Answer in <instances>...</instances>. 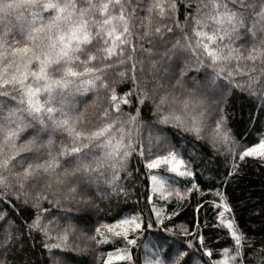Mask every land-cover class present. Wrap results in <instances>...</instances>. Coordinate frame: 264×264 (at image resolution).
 Segmentation results:
<instances>
[{
    "label": "snow or ice",
    "instance_id": "obj_1",
    "mask_svg": "<svg viewBox=\"0 0 264 264\" xmlns=\"http://www.w3.org/2000/svg\"><path fill=\"white\" fill-rule=\"evenodd\" d=\"M121 84L126 90L118 92ZM238 93L250 103L259 100L258 115L264 113V0H0V205L6 209L0 211V264H21V254L37 244L50 259L61 257L53 264H70L64 253L73 250L78 218L71 207L52 216L44 203L95 208V200L109 193L126 196L120 173L134 153L147 169L166 165L169 172L192 176L174 147L153 156L150 137L146 155L138 139L144 126L155 129L158 146L169 143V127L214 149L222 146L233 157L229 176L238 171L236 155L264 162V137L237 152L240 145L227 127L225 109ZM57 134L66 139L57 143ZM149 180L162 198L183 199L197 188L193 183L181 193L159 174ZM101 183L109 192L99 191ZM93 186L98 196L89 195ZM216 195L218 219L232 243L213 259L198 236L208 258L198 264H248L251 240L235 218H225L232 209L224 193ZM154 214L161 223L163 212ZM141 225L133 215L102 227L131 245L136 241L128 231H142ZM108 239L101 227L87 237L96 244ZM156 247L144 264H191V241L157 237ZM116 252L122 254L110 252L109 260L131 259L127 248ZM255 259L264 264V255Z\"/></svg>",
    "mask_w": 264,
    "mask_h": 264
},
{
    "label": "trees",
    "instance_id": "obj_2",
    "mask_svg": "<svg viewBox=\"0 0 264 264\" xmlns=\"http://www.w3.org/2000/svg\"><path fill=\"white\" fill-rule=\"evenodd\" d=\"M184 15L185 10L180 7L178 18L181 24L184 22ZM11 23H15L14 18ZM186 31L191 32L190 23ZM241 43L237 41L234 46L239 47ZM108 76L114 79L115 73L109 72ZM117 90L118 92L126 90V84L119 85ZM86 97L91 101L93 94L88 93ZM258 104L259 100L255 104L250 103L246 94L239 93L228 101L225 109L227 127L233 139L240 145L237 152L242 151L244 147L252 146L264 137V113L258 115L256 107ZM123 109L125 112L133 110L129 106H123ZM91 111L90 108L89 112ZM143 118L145 121L152 119L151 113L146 111ZM156 135L155 129L148 126L139 130L138 139L143 142L146 155L150 137L153 156L163 155L174 147L179 151L181 158L188 162L193 172L192 176H179L169 172L166 165H161L157 169H147L144 166L145 160L134 153L129 159L127 170L120 173L122 178L119 185L126 190V196L109 193V198L95 200V208L78 204L59 207L44 203L43 207L48 208L52 216L66 215L68 207H71L70 215L78 218L74 221L77 231L71 239L73 250L64 253L65 256L71 257L70 264H105L106 260L109 264H144L145 259L157 252V237L180 243L191 241L193 247L187 251L194 253L191 264H198L201 259L208 260L203 256V248L200 247L198 238L200 235L203 236L204 248L212 250L215 259L220 249L230 247L232 243L227 229L221 226L218 219V213L221 211V208L216 206L220 203V198L216 195L218 191L224 193L232 209L230 213H225V218H235L236 223L251 240L246 248L248 264H256L255 258L264 255L260 252L264 247V162L254 157H245L241 160L239 155H236L234 159L238 171L229 176L233 157L222 146L214 149L206 140H197L194 136L171 127L168 128L169 143L158 146ZM56 139L59 143L61 139L66 138L57 134ZM151 174H159L181 193H184L186 188H191L193 183L197 188L185 194L183 199L178 200L175 194L170 198H162L159 193L152 191L149 180ZM99 191L109 192L103 183L99 185ZM93 193L99 195L96 186L92 187L89 195ZM154 209L163 212V219L159 224L156 222ZM4 210L5 207L0 205V211ZM23 215L27 217L30 213ZM133 215L140 216L142 221V231L138 230L137 233L128 231V238L136 241L134 244L128 245L123 238L112 237L102 227L104 224H114L119 219ZM52 216L48 219H52ZM181 225L188 230V234L180 231ZM56 227L55 224L52 225L53 229ZM97 227H101L102 232L109 237L106 243L96 244L87 240L88 236L95 235ZM166 228H171L176 235L170 236ZM41 239L42 237L37 234V240ZM31 243L29 241V247ZM124 248H127L130 260L115 258L109 260L108 253H113L115 257L122 254L117 253L116 249ZM56 251L53 250L54 253ZM49 255L48 251L37 244L34 251L21 254V264H53L54 260L61 258L54 255L50 259Z\"/></svg>",
    "mask_w": 264,
    "mask_h": 264
},
{
    "label": "rangeland",
    "instance_id": "obj_3",
    "mask_svg": "<svg viewBox=\"0 0 264 264\" xmlns=\"http://www.w3.org/2000/svg\"><path fill=\"white\" fill-rule=\"evenodd\" d=\"M151 182V181H150ZM151 188H152V183H151ZM154 192V191H153ZM158 193V192H157Z\"/></svg>",
    "mask_w": 264,
    "mask_h": 264
}]
</instances>
